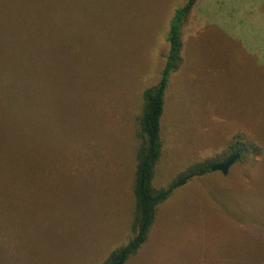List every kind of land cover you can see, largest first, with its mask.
<instances>
[{"label": "rangeland", "instance_id": "374dc122", "mask_svg": "<svg viewBox=\"0 0 264 264\" xmlns=\"http://www.w3.org/2000/svg\"><path fill=\"white\" fill-rule=\"evenodd\" d=\"M186 1L41 0L27 11L0 0V41L18 42L24 15L50 40L38 158L0 182V264H101L130 239L142 93ZM183 37L153 188L241 139L250 148L225 175L175 189L125 264H264V0H196Z\"/></svg>", "mask_w": 264, "mask_h": 264}, {"label": "trees", "instance_id": "16d2710c", "mask_svg": "<svg viewBox=\"0 0 264 264\" xmlns=\"http://www.w3.org/2000/svg\"><path fill=\"white\" fill-rule=\"evenodd\" d=\"M21 9L39 8L41 0H13ZM53 4L58 0H43ZM77 2L78 0H74ZM196 0H187L177 8L169 23L166 35L167 55L158 81L142 93L143 108L138 122L136 165L133 174L134 212L131 237L127 243L114 249L101 264H125L147 241L153 225L156 209L171 193L193 178L210 173L211 166L228 160L234 154L240 159L249 150V145L237 144L236 148L224 152L222 160L207 161L192 165L180 173L166 188L156 190L152 186L154 169L162 154L161 117L164 98L170 85V75L177 71L182 55L184 22L192 11ZM129 4L126 5V7ZM21 18L15 39L0 41V182H10L20 177L18 168L27 166L38 158L40 135L33 115L40 106L42 85L47 79V59L50 40L34 34L38 30L37 18L27 21ZM25 28L31 33L24 36ZM19 35V36H18ZM14 39V40H15ZM48 41V46H44ZM73 54V53H72ZM32 84V85H29ZM36 118V119H35ZM32 119V120H31ZM240 139V137H238ZM38 145V148H34Z\"/></svg>", "mask_w": 264, "mask_h": 264}, {"label": "water", "instance_id": "95a60500", "mask_svg": "<svg viewBox=\"0 0 264 264\" xmlns=\"http://www.w3.org/2000/svg\"><path fill=\"white\" fill-rule=\"evenodd\" d=\"M240 156L239 154H234L233 156H231L228 160L219 163V164H215L213 166H211L210 171L211 172H216L219 171L221 172L223 175H225L228 171V169L237 161L239 160Z\"/></svg>", "mask_w": 264, "mask_h": 264}]
</instances>
